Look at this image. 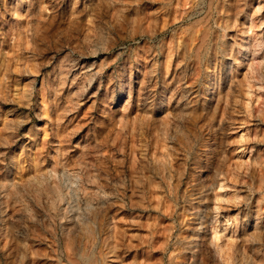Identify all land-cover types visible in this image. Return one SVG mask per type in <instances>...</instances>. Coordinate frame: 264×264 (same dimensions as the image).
Listing matches in <instances>:
<instances>
[{"label":"rangeland","instance_id":"1","mask_svg":"<svg viewBox=\"0 0 264 264\" xmlns=\"http://www.w3.org/2000/svg\"><path fill=\"white\" fill-rule=\"evenodd\" d=\"M0 264H264V0H0Z\"/></svg>","mask_w":264,"mask_h":264},{"label":"bare ground","instance_id":"2","mask_svg":"<svg viewBox=\"0 0 264 264\" xmlns=\"http://www.w3.org/2000/svg\"><path fill=\"white\" fill-rule=\"evenodd\" d=\"M15 86H16V85H15ZM15 90H17L16 87H15ZM115 230H117V229H115ZM116 232H117V231H116ZM118 232H119V231H118ZM111 234H112V233H111ZM117 234H118V233H117ZM112 235H113V234H112ZM115 236H116V235H115ZM117 240H118V239H117ZM116 245H117V244H116ZM115 247H117V246H115ZM115 249H116V248H115ZM112 250H113V249H112Z\"/></svg>","mask_w":264,"mask_h":264}]
</instances>
